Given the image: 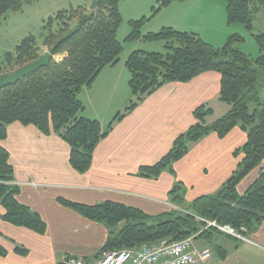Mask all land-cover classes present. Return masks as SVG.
<instances>
[{
	"label": "trees",
	"instance_id": "16d2710c",
	"mask_svg": "<svg viewBox=\"0 0 264 264\" xmlns=\"http://www.w3.org/2000/svg\"><path fill=\"white\" fill-rule=\"evenodd\" d=\"M35 1L0 0V24L9 13L21 11L24 5ZM121 1L96 0L92 8L71 7L50 17L44 27L47 32L44 48L54 57L50 67L42 68L0 92L2 220L39 235H45L48 230L46 221L39 214L18 201L20 187L14 183L15 171L10 153L1 145L8 138L9 126L20 123L27 127L35 126L47 136L56 134L70 146L72 169L86 174L92 169L100 142L108 138L114 126L145 99L168 83H189L201 74L214 71L221 77L220 101L230 105L231 110L209 123L207 116L213 111L206 106L196 109L193 113L196 123L174 141L168 155L159 163L141 168L139 176L159 179L165 171L174 173L173 164L188 154L190 143L210 134L223 139L233 130L242 128L247 142L235 150L239 165L218 193L199 197L183 208L182 187L178 183L172 188L169 198L179 210L172 209L169 211L172 213L157 218L115 202L89 206L62 200V204L111 230L112 238L99 256L162 240L208 239L213 230H219L207 222H215L219 227L230 226L240 234L263 224L264 171L245 193L240 194L239 189L241 183L264 163V33L253 34L257 17L264 14V0H223L228 25L241 24L253 34L260 50L257 58L246 55L235 46L238 42H245V38L237 33L230 36L222 48L209 44L194 33L169 27L159 32L143 33L144 25L157 13L175 2L186 0H157L152 16L129 21L130 34L121 40L119 33L125 22L120 10ZM142 40L163 42L165 47L163 52L135 51L126 60L131 75V94L137 96V102L130 101L131 105L128 103L107 128L100 121L85 118L83 91L95 83L104 69L119 64L125 44ZM43 54L35 37L25 38L13 54H6L0 65V77L37 61ZM64 55L61 62L55 60V57ZM249 103L256 104L258 108L250 112ZM220 250L219 246L215 249L217 252ZM14 251L21 256L28 255L24 247H16ZM8 256L7 249L0 243V257Z\"/></svg>",
	"mask_w": 264,
	"mask_h": 264
},
{
	"label": "crops",
	"instance_id": "0c3cea01",
	"mask_svg": "<svg viewBox=\"0 0 264 264\" xmlns=\"http://www.w3.org/2000/svg\"><path fill=\"white\" fill-rule=\"evenodd\" d=\"M146 7L142 0H122L120 10L125 22L129 23L138 20L131 14L132 9L134 12L141 9V14L150 8ZM151 14L152 9L145 15L150 17ZM226 25L227 11L223 0H186L175 2L157 13L144 25L143 33L169 27L189 31L222 48L227 39L235 35L234 32L229 34ZM158 47L155 41L125 44L119 64L104 69L95 83L83 91V116L100 121L107 128L133 97L126 60L135 51L159 52ZM64 57H55V60L61 62ZM220 80V75L213 71L201 74L189 83H168L156 91L100 142L92 169L86 174L72 169L70 146L56 134L47 136L35 126L20 123L9 126L8 138L1 145L10 153L14 183L20 187L18 201L39 214L46 221L48 230L45 235H39L5 223L1 218L4 209L0 205V243L9 253L8 257H0V264H61L69 256L96 264L103 258L105 253L102 256L99 253L112 238L111 230L66 207L62 200L89 206L115 202L157 218L172 213L169 212L173 205L169 193L178 183L182 187L183 208L199 197L218 193L239 165L235 150L247 142L242 128L233 130L223 139L210 134L190 143L188 154L173 164L174 173L165 171L159 179H146L140 177L139 172L168 155L174 141L196 123L193 115L196 109L206 106L213 111L207 116L209 123L231 110L230 105L220 101ZM261 171H264V163L241 183L240 194L252 186ZM212 232L208 239L195 240L199 248L212 249L214 258L209 264H218L215 259L232 260L234 264H264V223L247 230L244 241L222 231ZM214 232L220 237L215 248L212 245ZM224 238L235 241L231 250ZM206 240H210L209 246ZM217 246L221 248L218 252L215 251ZM16 247H24L28 255L15 253Z\"/></svg>",
	"mask_w": 264,
	"mask_h": 264
},
{
	"label": "rangeland",
	"instance_id": "374dc122",
	"mask_svg": "<svg viewBox=\"0 0 264 264\" xmlns=\"http://www.w3.org/2000/svg\"><path fill=\"white\" fill-rule=\"evenodd\" d=\"M95 1L96 0H36L32 4L24 5V9L21 11L9 13L0 24V65L3 64V62L5 61L6 54H13L15 52V49L22 43V41L29 36L35 37L39 47L41 48V52L44 53V51L46 50L44 48V40L47 35V32L46 30H44V27L50 17H53L61 10H68L71 7L86 6L88 8H92L95 5ZM156 1L157 0H142V2L147 6L146 8L150 7L146 12L151 11L153 5L157 6ZM140 11L141 9L134 12L132 9L131 14H133L138 20H141V18L143 17H149L145 15V11H142L141 14ZM160 22L164 23L165 19H160ZM76 26L77 23L73 26V28H75ZM225 29L229 31V34L234 32L240 34L242 37L245 38V42L236 43L235 46L237 48L243 51L246 55L248 54L253 58H257V56H259L260 50L258 45L256 44L253 34L255 35L260 32L264 33V14H261L257 17L253 34H251V32H249L241 24H237L233 27L226 25ZM129 34L130 31L128 23L124 22L119 38H121V40H124ZM157 44L160 46L157 48V51L163 52L165 47L164 43L157 42ZM136 98L137 96H133L132 100L130 101L137 102ZM131 102H129V106L131 105ZM249 108L250 112H253L258 107L256 104L249 103ZM116 231H118V229H116ZM214 234L215 239L213 238L212 245H214L215 248V242L216 240L220 241V237L215 232ZM198 241L200 240H197V242ZM224 241L227 242L229 250H231L234 246L233 243L235 241H231L226 238H224ZM209 242L210 240L205 241L208 246L210 245ZM240 244L243 245L242 243ZM211 262L212 260L210 261V263ZM215 262H218V264H234L232 263V260L224 262L222 259H215Z\"/></svg>",
	"mask_w": 264,
	"mask_h": 264
},
{
	"label": "built area",
	"instance_id": "2783aa9c",
	"mask_svg": "<svg viewBox=\"0 0 264 264\" xmlns=\"http://www.w3.org/2000/svg\"><path fill=\"white\" fill-rule=\"evenodd\" d=\"M169 208L178 209L174 205ZM207 223L231 237L246 240L244 235L237 233L230 226L219 227L215 222ZM212 259V249L199 248L195 245V238L191 237L185 241L162 240L160 243L140 245L136 249L110 252L104 254L96 264H209ZM63 262L65 264H87L83 258L74 256H70Z\"/></svg>",
	"mask_w": 264,
	"mask_h": 264
},
{
	"label": "water",
	"instance_id": "95a60500",
	"mask_svg": "<svg viewBox=\"0 0 264 264\" xmlns=\"http://www.w3.org/2000/svg\"><path fill=\"white\" fill-rule=\"evenodd\" d=\"M52 53L46 52L40 56L37 61L27 64L25 67L16 69L15 72L0 77V92L4 88L15 86L18 82L27 79L31 74L38 72L42 68L50 67V62L53 59Z\"/></svg>",
	"mask_w": 264,
	"mask_h": 264
}]
</instances>
